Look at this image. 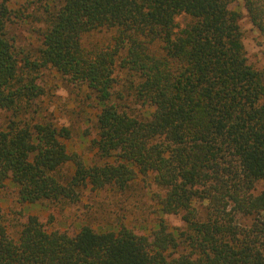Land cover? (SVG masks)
<instances>
[{"label": "trees", "instance_id": "obj_1", "mask_svg": "<svg viewBox=\"0 0 264 264\" xmlns=\"http://www.w3.org/2000/svg\"><path fill=\"white\" fill-rule=\"evenodd\" d=\"M11 1L0 0V189L10 182L21 204L75 203L87 187L122 192L140 178L157 190L159 219L150 235L49 231L36 216L9 232L0 212V264H264V74L235 0H35L44 30L29 55L8 31ZM241 3L264 36V0ZM45 68L100 106L101 162L87 166L68 154L66 128L29 117ZM119 72L147 115L114 104Z\"/></svg>", "mask_w": 264, "mask_h": 264}, {"label": "rangeland", "instance_id": "obj_2", "mask_svg": "<svg viewBox=\"0 0 264 264\" xmlns=\"http://www.w3.org/2000/svg\"><path fill=\"white\" fill-rule=\"evenodd\" d=\"M42 8V3L35 0H12L10 3L13 13L8 31L23 54H33L39 46L40 34L44 30L40 19ZM231 8L240 14V31L250 64L264 74V36L249 22L241 0H235ZM133 80L125 72L118 73L113 101L120 110L141 118L152 109L143 107L133 98ZM37 82L44 93L33 103L34 112L29 117L51 122L58 128H66L69 139L63 142L68 154H76L87 166L101 162L93 144L97 139V115L100 110L94 96L84 86L69 82L53 69H42ZM9 116L10 113L0 112V127L7 124ZM64 172L71 174L72 165H66ZM147 186L139 178L122 192L111 188L98 192L87 187L80 190L75 203L21 204L17 200L14 186L6 182L0 189V212L9 232L16 230L28 216H36L46 222L49 231L59 230L72 234L83 225L96 230L125 225L150 235L159 219V213L154 202L157 190ZM163 219L171 228L183 225L178 216L167 215Z\"/></svg>", "mask_w": 264, "mask_h": 264}]
</instances>
